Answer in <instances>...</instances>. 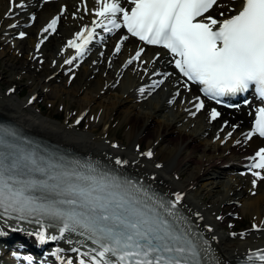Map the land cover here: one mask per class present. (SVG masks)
I'll list each match as a JSON object with an SVG mask.
<instances>
[{
  "label": "bare ground",
  "instance_id": "bare-ground-1",
  "mask_svg": "<svg viewBox=\"0 0 264 264\" xmlns=\"http://www.w3.org/2000/svg\"><path fill=\"white\" fill-rule=\"evenodd\" d=\"M103 2L104 0H100V4ZM100 4L97 3V0H74L72 2L50 3L40 6L36 0H15V4L11 0H0V35L8 33L14 36L21 32L25 33L21 40H16L18 43L13 52L10 50V46L2 42L0 47V84L6 85L10 89L15 88L14 85L19 83L23 77L20 72H26L28 80H32L29 85L35 86L29 90V94L23 102H14L10 97L8 99L1 93L0 119L7 120L20 127L25 132L26 137L45 139L53 143H50L51 145L57 148L62 147L65 151L71 152L72 155L86 158L107 169L119 170L133 180L144 183L171 203L175 202V194L182 193L183 197L176 206L195 229L196 235L201 239L209 254L212 253V256L210 254L212 264H236L241 260L252 262L253 260L247 257L250 252L264 248V184L260 188L259 195L250 201L241 203V207H238L235 203L241 202L239 200L241 197L244 199L247 188L238 177H228L227 173L223 171L226 168L225 166L234 169L246 165L251 162V156L257 152L254 148V144L257 142L247 138V133L250 132L247 130V121L251 106L233 112L217 111L220 116L215 121L206 119L204 126L208 128L201 132V129H203L201 128L202 123L198 118L211 109L210 105L204 103L205 107L198 111L197 116H193L195 103L191 106L190 99L195 96L193 93L194 88L191 86V91H189L185 88V84L184 86H176L174 77L171 76L173 79L169 81L167 77L163 76L166 56L161 50L147 48L141 58L133 62V66H136V68L141 66V73L151 74L150 68L152 66L158 71L159 76H155L153 80L152 86L154 87L150 89L147 95L139 97L144 98L150 95L143 104L146 110L149 111L144 113L128 109L123 115L121 114L119 124L126 122L129 125V133L127 136L125 135L126 144H121V146H127L124 148L126 152L122 151L120 147H117V149L112 148V145L115 144L114 141L109 142L106 138H104L105 140H97L90 135L95 131L94 127L98 122L101 121L107 124L110 118L125 103H123L121 96H112L103 101L99 93L101 94L103 81L106 80L105 84H108L114 75L117 78L121 74L116 72L121 65L124 64V67H129L125 61L137 51L138 45L132 39L122 40V32L114 33L112 38H107L106 36L113 34V31L105 34L102 28L96 27L95 32L101 30L100 37H92L91 41L93 44L104 41L105 45L102 49L95 50V55L90 56L88 64L92 63V66L95 67L91 66L90 70H84L72 90H64L65 92L63 91L62 94H54L55 97L62 96L64 101H68L67 107L71 108L73 104H76L79 110L78 113H80L78 116L83 112H89L94 121L93 115L99 118L97 123L93 122L85 130L91 132V134H88L90 137H73L69 134L73 131V126H62L59 129L62 132H59L52 129L48 124L37 122L30 117L32 116L30 113L32 105L39 99L46 97L44 80H41V76L51 70L52 66L55 70L61 68L62 71L55 76L56 78L54 77L55 80L54 78L48 80V82H57L64 77L63 70L66 71L70 66L65 61L75 55L73 51L66 47L62 49V41L68 37H75L76 33L81 32L83 26H87L89 29L93 28L94 20L99 22L103 19L98 20L95 15V10L100 7ZM227 4H229L228 1L221 0L218 11L214 12L213 16L221 18L220 13L225 11L223 6ZM16 5H22V7ZM60 6H65L66 11L64 16L60 18L56 34L50 37L45 44H42L39 49H36L32 45L34 40L45 33V28L42 27L58 13ZM26 12L27 15L36 14L34 21L27 20L33 22V26L29 29L23 28V24L27 21L24 22L22 14ZM13 14L17 15L14 19H12ZM27 38L29 41L25 42ZM117 44H120L121 53L119 56L113 54L116 52ZM59 51H61L60 54ZM30 55L32 57L33 55L37 56L36 63H31L32 58ZM29 56L30 60H28ZM109 62L110 66L115 67L112 72L107 71ZM116 62H119V66L116 65ZM34 65L38 68L39 74L37 73V76L40 79L33 76L35 73L31 69ZM103 74L107 76V79L104 78ZM134 74L136 75L137 71ZM92 75H94V81L90 80ZM132 77L131 70L130 72L127 71L126 76L122 79L125 81L122 82L124 84L131 82ZM137 79H139V76ZM160 80L164 82L162 84L157 83ZM151 81L145 80L143 82L149 83ZM39 82H41V85H39ZM131 86L132 84L128 85L129 91L134 90ZM82 87L87 89V92L78 100H74L69 94L79 93ZM154 88H156L155 92L151 93ZM31 98L33 102L29 105V99ZM180 101H187V105L173 109ZM173 102L174 107H171L169 103ZM95 109H98V111ZM182 120L187 121L182 124L180 123ZM179 124L181 126L177 127ZM189 125L193 126L194 131H199V136L204 141L199 140V137H195L193 130L189 133L186 132ZM218 128H222L225 133L231 132L233 135L225 147L210 142L217 137ZM221 136H223V132ZM254 140L260 142L258 139ZM142 143L146 146V152L149 150L152 152L151 157L142 154V158H140L138 157L139 152H133V150L139 151ZM132 146V152L127 151ZM118 159L121 161L120 164L116 163ZM147 159H150V161ZM144 161L146 163H143ZM158 165L160 166L158 167ZM217 169H221V171H215ZM167 171H171L170 176L166 174ZM175 174L179 180L181 179L180 181L174 179L173 175ZM224 184L227 187L225 189L221 187ZM197 195H199L198 198L195 197ZM236 211L252 216V225L256 226L258 230L249 231L248 229V235L240 232L236 235L229 232L219 233L217 226L223 222V217ZM209 213L211 216L215 215L217 217L214 219L208 215ZM217 219H220V221L217 222ZM42 227L46 230L47 235L55 234L59 236V228H53L41 222L10 218L0 212V233H3L0 234V239L2 235L9 233L11 228L19 229L23 234H36ZM238 237H244V240L236 239ZM69 240L72 242L69 243ZM76 241H79V243H76ZM82 245H85L84 240L79 235L69 232L65 233L63 239L54 241L50 247L60 248L61 264H67L68 259L72 261V264H78L79 254L73 252L72 249L78 247L83 252L92 247L88 244L84 249Z\"/></svg>",
  "mask_w": 264,
  "mask_h": 264
},
{
  "label": "snow or ice",
  "instance_id": "snow-or-ice-1",
  "mask_svg": "<svg viewBox=\"0 0 264 264\" xmlns=\"http://www.w3.org/2000/svg\"><path fill=\"white\" fill-rule=\"evenodd\" d=\"M11 2L15 4V0ZM130 2L133 6L129 10L118 0H104L102 4L97 0L100 7L95 10V15L103 19L99 22L94 20L93 28L86 26L68 41L67 46L76 49V56L65 63L72 64L77 56H83L96 27L105 32L124 27L140 41L160 45L172 53L175 69L186 78L185 88L189 91L191 85H200L205 95L215 99L228 93L245 92L254 86L264 99V0H242L239 10L222 20L206 15L213 6H220L218 0ZM121 16L122 24L118 23ZM57 20L53 19L44 31H55ZM24 35L20 33L21 37ZM127 39V36L122 38ZM78 40L81 42L77 43ZM115 51H120V44L116 45ZM142 51H135L127 63L139 60ZM163 82L160 80L157 83ZM140 91L143 92V89ZM195 100L198 101L194 105L197 111L205 107L198 96ZM219 115L212 109V120ZM255 133L264 137V108L258 110L254 128L247 133V138L251 139ZM3 143L0 140V145ZM142 154L152 156L150 150ZM251 159L250 170L264 169V148L259 149ZM116 163L121 161L118 159ZM54 167L39 161L33 154L0 151V208L8 214L16 213L17 219L43 216L62 225L59 236L47 235L42 227L36 233L41 244L63 239L69 232L80 236L86 234L95 247L83 252L78 247L73 248L72 251L80 257L78 264H189L183 257L197 255L192 242L161 215V210L168 216L174 214L173 209L182 199L179 193L175 194V202L170 207L163 203L154 207L148 203L151 197L147 193L140 189L132 190L117 179L98 182L89 178L95 187L85 189L69 184L63 188V176L69 174H53ZM24 169L40 172L47 176V180L20 179ZM252 175L264 179L258 171H252ZM106 189H109L107 195H92L95 191ZM36 190L56 195L67 191L74 193L78 199L41 200L31 194ZM24 259L31 261V257ZM257 259L264 264V251ZM67 264H72V261H67Z\"/></svg>",
  "mask_w": 264,
  "mask_h": 264
},
{
  "label": "rangeland",
  "instance_id": "rangeland-1",
  "mask_svg": "<svg viewBox=\"0 0 264 264\" xmlns=\"http://www.w3.org/2000/svg\"><path fill=\"white\" fill-rule=\"evenodd\" d=\"M23 17H25V15ZM14 37H16V35L11 36L10 34L7 37V33L0 35V42H4L6 45L10 46V48H11L10 50H12V52L16 48L17 43H18V41H16ZM28 41H29L28 38L25 39V42H28ZM35 41L36 40H34V42ZM36 43L35 44L33 43L34 47L36 46ZM1 45H2V43H0V47H1ZM0 52H1V48H0ZM30 56H29L28 60H30L32 58L31 63L32 64H33V62L36 63L35 61H37V60L35 59V57L37 58V56L33 55V57L31 56V58H30ZM39 62H40V60H39ZM0 69H1V62H0ZM87 69L90 70V66L85 64L82 66V68H80L78 71H76L75 74L74 73L67 74L65 77L60 78L57 82H54V81L48 82L49 76L56 72L54 67L52 66L51 70H48V72H45L41 76V80L42 81L44 80V86H45L44 92L46 94V97L39 99L36 103H34V105H32V107H31L32 109L30 112L32 116H30V117L33 118V120H35L37 122L48 124L49 126L52 127V129L58 130L59 132H62L61 130H59L62 126L63 127L73 126V129H72L73 131L69 133V134L73 135V137L79 136L78 138H80V137L88 138L91 136L93 138H96L97 140H100V139L105 140L104 138H106V140H108L109 142L112 140L115 142V144L112 145V148L117 149V147H120L122 151L126 152L124 150V148H126L127 146L126 145L121 146V144L122 143L126 144V138L125 137L129 133V125L126 122L119 124V122L121 120V114L123 115V113H125L126 110H128V109L137 110V111L147 113L149 110L148 109L146 110L144 105L141 106V102L136 101L135 96L137 95V98H139L141 96L147 95L149 93L151 87L150 88L147 87V89L143 90V92L140 91L139 94H137L136 89H134L132 91L130 90L131 92L134 93L133 94L134 96L133 95L130 96V95H127L128 91H129L128 85H130V82L129 83L127 82L126 83L127 85H126L123 83L125 80H122L123 81L122 82L118 78L115 81H114V79H112V80H110V82L108 84H105L106 83V80H105V81H103L104 85L102 86V90L100 91L102 100L104 101L106 99L111 98L112 96H121V99H123V103H125V104H123V106L117 111V113H115L110 118V120L108 121L107 124H104L101 121L98 122L99 118L95 117L92 114L94 119H95V121H94L92 116H91V113H89V112L82 114L81 118H79L78 114H80V113H78L79 110L77 109L76 104H73L71 108L67 107L66 105H67L68 101H66V100L64 101L62 99V96L55 97L54 94H58V93L62 94L64 90L65 91L72 90L73 87L76 86L79 76L82 74V72L84 70H87ZM31 71H33L35 73V75H33V76H37L38 68L35 65H34V67H32ZM109 72H110V70H109ZM20 73H22L21 76L23 75V77L20 79L19 83L14 85L15 88L10 89V88H7L6 85L0 84V94L1 93L4 94L5 97H7L8 99L11 98L12 100H14V102L15 101L23 102V100H25L26 97L28 96L29 90L35 87L33 85H29L32 82V80H28L29 78L25 74L26 72H20ZM131 73L133 75L131 82L132 81L134 82L133 78H135V74L132 71H131ZM37 77L40 79L39 76H37ZM55 78H54V80H55ZM104 78L107 79V76L104 75ZM90 80L94 81V75L91 76ZM137 80H139V79H136V81L134 82L135 84H136ZM153 80H154V78H153ZM153 80L151 82H149L150 85H153V83H154ZM68 82H70V85L68 84ZM34 83H36V82H34ZM39 85H41V82H39ZM18 88H20V89H18ZM144 88H146V87H144ZM86 92H87V89L82 87V88H80L79 93L77 92V94H69V95L72 96L74 100H78ZM74 95H77V96H74ZM99 95H100V93H99ZM64 104H65V106H64ZM69 104H70V102H69ZM139 106H141V107H139ZM98 109L97 110L95 109V110L98 111ZM173 109H175V108H173ZM68 113H69V116H68ZM205 115L206 114L201 115V117L198 118L202 123L201 128H203V129H201V132H203V130L208 128L207 126H204L205 121H206V119H204ZM77 120L80 121L78 124L76 122ZM93 122H96V123L98 122V124H96V126H95L96 128L94 127L95 131L91 134V132L89 130L88 131H85V130H87L89 128V126L93 124ZM180 123H185V120H182V122H180ZM177 127H179V125ZM177 129L179 130L180 128H177ZM193 131H194V129H193ZM186 132L187 133L192 132V127L190 130H186ZM88 134H91V135L88 136ZM193 135L197 138L199 137V140L203 141L199 136L200 135L199 131H194ZM134 142H135V140H134ZM135 147H136V145L134 146V149H135ZM132 149H133V146H132V148L130 147V149L128 148L127 151L132 152ZM146 151L147 150H146V146L144 143L140 144L139 151L133 150L134 153L139 152L138 157L142 156V153H145ZM147 160L150 161V159H147ZM143 163H146V161H144ZM192 167H194V166H192ZM215 171L220 172L221 169H217ZM223 171L232 172L234 174L237 173V170H230L229 168H226ZM170 172L171 171H167L166 174H168L170 176L171 175ZM260 173H261V176H264V171H261ZM247 176H248V178L241 177V181H243L245 186H247L249 189H247L248 191L244 195V199H243V197L239 198V200L241 202H238V204H239L238 206L242 205L241 203H244L246 201H250L251 199L255 198L257 195H259L260 188L264 184V179H260L256 176H253L252 174L247 175ZM173 177L175 180H178V181L181 180V179L179 180V178L176 174L173 175ZM253 181H255V186L253 185ZM204 182H206V181H204ZM208 182H210V181H208ZM208 187L211 188L210 186H208ZM221 187L223 189L227 188L225 186V184L222 185ZM249 190L250 191L257 190L256 193L254 191L252 192L251 198H249V195H250L249 193H251ZM195 197L198 198L199 195H197ZM198 201H200V200L198 199ZM244 214L245 213L241 214L240 211H238V212L236 211L234 213H230L228 215H225L223 217L224 221L222 223H219L217 226L219 233L223 232L225 234V233L232 232V231H233V233L238 232V231L247 232L249 229V225H251V217L252 216H248L247 214H245V215ZM208 215L210 217H212V216L215 217V215L211 216L210 213ZM228 220H231V221H228ZM263 235H264V233H263Z\"/></svg>",
  "mask_w": 264,
  "mask_h": 264
}]
</instances>
